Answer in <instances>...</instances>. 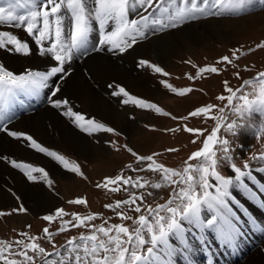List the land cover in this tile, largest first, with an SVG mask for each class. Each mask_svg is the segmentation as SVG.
I'll return each instance as SVG.
<instances>
[{
	"label": "snow or ice",
	"instance_id": "obj_1",
	"mask_svg": "<svg viewBox=\"0 0 264 264\" xmlns=\"http://www.w3.org/2000/svg\"><path fill=\"white\" fill-rule=\"evenodd\" d=\"M258 7L264 8V0H2L0 25L20 29L31 40H23L12 31L0 30V49L30 55V43H34L37 51L51 61V66L46 71L26 69L24 74H16L0 65V133L26 142L28 148L50 157L64 170L87 179L77 162L43 146L32 135L10 128L16 118L17 106L23 103L20 96L39 97L43 92L51 108L59 110L61 115L69 118L79 131L89 137L97 133L120 136L121 133L115 128L73 111L69 100L62 98V85L70 76V62L74 57L85 58L91 52H100L105 48L108 52L123 54L138 43L148 40L150 36L181 29L186 24L199 20L241 18ZM93 32L98 33L95 44L90 40ZM256 49H264V41L257 44L256 48H249L248 52ZM246 54L240 49H234L231 58L226 55L216 62L217 65L224 64V68L216 65L198 67L196 74L188 75V79H200L205 73L219 75L227 70V66L236 69L239 67L236 62ZM139 66L163 76L169 75L162 67L148 60H140ZM233 74L242 79L239 71ZM161 83L179 97H185L194 91L191 87L177 88L166 81ZM223 84L228 95L221 94L216 99L226 101V104L200 106L179 118L153 102L130 94L123 86L116 85L111 95L121 97L120 103L123 105L131 104L165 117L171 116L173 120L188 121L190 118L203 117L205 120L215 121V126L203 139L202 147L188 157L185 166L179 171L157 162L154 157L159 153L139 155L127 145L117 146L116 141H105L116 151L126 149L135 158L138 167L128 164L127 169L160 176L159 182H152L144 176H125L121 172L114 177L106 176L95 185L98 189L112 193L129 192L127 199L117 200L115 204H106L105 207L115 212L122 221H132V227L123 223L106 227L107 221L97 226L91 222L99 214L81 215L57 208L53 214L42 217L50 224L60 222L56 233L50 232L48 227L43 229L45 238L52 243L53 249L57 247L53 243L55 234L64 233L71 228L88 229V233L82 232L78 238H69L61 246L62 251H47L37 242L38 237L30 236L27 232H20L21 239L14 241L0 239V264H176V258L181 255L187 264H191L187 234L193 228L202 233L211 230L226 244H231L237 238L232 206L234 201L239 202L234 189H242L251 197H256L264 196V188L254 190L250 187L254 177L247 171L249 164L245 161L238 167L232 162L229 140L219 133L225 128L227 132L234 134L239 126L238 121L255 114L264 115V71L258 72L254 78L243 80L242 85L236 89L230 87L227 80ZM226 109L234 117L230 122ZM181 129L200 136L207 131L188 127L186 123L180 128L167 131ZM258 138H264V128H261ZM192 142L195 143V139ZM166 151L176 152L178 149L169 148ZM259 158L264 159V153ZM9 163L13 168L19 169L28 181L43 180L51 187L53 182L43 167L14 159ZM221 165L230 167L234 175H223L219 170ZM166 186L172 188L166 203L155 206L147 203L146 196L153 195L147 189ZM131 189L145 191L137 194ZM68 203L87 205V200L76 198ZM203 208H207L209 214L202 218ZM27 211L21 205L10 212L0 211V217ZM129 211L139 215H128ZM66 216L71 218L65 219ZM201 242L206 243L203 239Z\"/></svg>",
	"mask_w": 264,
	"mask_h": 264
},
{
	"label": "rangeland",
	"instance_id": "obj_2",
	"mask_svg": "<svg viewBox=\"0 0 264 264\" xmlns=\"http://www.w3.org/2000/svg\"><path fill=\"white\" fill-rule=\"evenodd\" d=\"M0 3H2V0H0ZM263 11L264 8L258 7L255 11L239 18L241 19L242 24L236 28L229 27L222 37L215 35L214 32L216 31L210 32L207 28H205L207 20H211L207 19L186 24H194L199 29L201 38H203L202 41L188 40L187 37H183V39L180 40V44L175 45L171 39L173 38L174 34H179V30H181V28L168 31L161 35L150 36L148 40L138 43L134 46V48L129 49L123 54L118 52H108L106 48L105 51L102 50L101 52L109 54L113 59H116L122 66H125L136 76L139 77L140 75L145 74L147 77L146 82L148 83L149 88L155 91L150 93L145 90H138L128 87L127 85H122L130 94L157 104L164 111L171 113L172 116H176L178 118L183 117L190 111L200 106L207 104H218L223 106L226 104V101L221 102L216 99L218 95H228L224 89L223 81L227 80L229 82V86L233 89H236L242 85L243 80L254 78L258 72L264 71V49H256L253 52H248L249 48H256L257 44L264 41V19L253 17ZM212 20L218 19L212 18ZM0 30L12 31L18 36L22 33L20 29L10 28L5 25H0ZM22 34L24 35L25 33ZM161 37L171 43V46L173 47L172 50L168 52H162L161 54H159V51H157L159 54L158 56L153 54L150 48L148 50L145 49L144 46L147 42L152 40L151 44H158L157 41ZM97 39L98 33L93 32V34L90 36L91 42L95 44ZM234 49H240L241 51L247 53L246 55L241 56L239 61L236 62L239 65L238 68L233 69L231 66H227V70L223 71L219 75L205 73L200 79L194 81L188 79V75L194 76L196 74L198 67H203L205 65H216L217 67L224 68V64L217 65L216 62L219 61L221 57L226 55L231 58L232 51ZM85 58L83 59L80 57H74V60H72L70 63L69 69H71V64L75 60L80 62V65L81 61L83 60L84 65ZM142 59L159 65L164 69V71L168 72L169 75L163 76L162 74L154 73L145 67H140L139 61ZM0 65L6 67V65H4L1 60ZM193 65H196L197 67L194 68ZM84 66L87 68L86 65ZM66 67H68V65H66ZM81 68V70L84 71L85 68ZM245 68L249 70L246 71ZM7 69L13 71L16 74H24L25 72H17L10 68ZM28 70L46 71L42 68H33ZM236 71H239L240 77H242V79L237 78L233 74ZM161 81H166L173 87L177 88L191 87L194 89V91L185 97H179L166 89ZM109 85H111V83L105 85L102 84V88H104L105 91L104 95H108V98L124 112V121H127V124H125L126 126H117L111 121L109 122V120H104V118L102 119L101 117L92 113L91 110L86 109L82 104L70 102V106L75 112L82 113L88 118H94L97 121L103 122L108 126L115 128L121 133V135L115 136L108 133H97L94 136L89 137L87 134L80 131L86 136V138H89V140L94 142V144L102 147L106 152L100 157H95L96 159L93 157L90 158L87 155H82L78 151L76 152L74 149H67L66 147H61L60 145L58 146V144L50 145L41 142L43 146L57 151L59 154L64 155L68 160L77 162L81 166V169L87 179L64 170L58 162L52 160L50 157L48 158L53 163L50 168L44 167V164L41 162H38V164L37 162H33L28 158L17 159V161H25L30 164L32 163L34 166L43 167L49 173V178L53 182L51 187H49L48 184L43 180H37L35 182L28 181L23 173L18 169L28 184H33L37 187H40L44 191L46 190L55 197V201L50 208L41 212L35 211L27 202V200H25V196L22 195L20 191L8 188L7 190L12 195L13 199L7 203H0V211L10 212L13 208H18L21 205L27 208L28 211L26 213H14L6 217H0V239L14 241L21 239L19 236L20 232H27L30 236L38 237L39 239L37 242L40 243L41 246L45 247L47 251H62L61 246H63L69 238H78L82 232L87 234L88 229L71 228L69 231L64 233L55 234L53 236V243H55L57 247L56 249H53L52 243H49V241L45 238L43 229L48 227L50 232L56 233V230L60 226V222L56 221L50 224L49 222L44 221L42 217L44 215L53 214L57 208H64L68 213L76 212L81 215L93 213L99 214L98 218L91 222L97 226L103 224L104 221H107V224L105 225L106 227L109 225L123 223L131 228L132 221H122L116 216L115 212L105 207L106 204H115L117 200L127 199L129 197V192L119 191L112 193L104 189H98L95 187V185L98 182H101L104 177H114L115 175L121 174V172H123L125 176H144L152 182H159L160 176L156 173H137L127 169L126 165L128 164H132L134 168L138 167L135 158L129 152H127L126 149L121 148L119 151H116L105 141H116L117 146L127 145L139 155L147 156L152 155L153 153H159L160 155L154 157L157 162L164 164L168 168L179 171L185 166V161L188 160V157L193 152L202 147L203 139L215 126V121L211 119L205 120L203 117L190 118L188 121L179 119L173 120L171 116L165 117L156 114L151 110L137 108L131 104L123 105L120 103L121 97H115L111 95L112 89L115 87H109ZM64 90L65 89H62V97L64 96V98H67L68 96L65 94L66 90L65 92ZM245 90L250 91V89ZM46 91L47 90H45V92ZM20 100L23 101L21 105L22 108H20V112H18L16 118H19L25 114H29L34 111V109L41 108L46 104L49 105L48 99L43 92L39 97L36 98L21 95ZM56 111L61 115L59 110ZM226 112L228 113L230 122L234 117L232 116L231 112H228L227 109ZM65 118L75 129H77L75 125L71 123L69 118ZM185 123L188 127H192L194 129H207V131L203 136L187 133L182 129L175 132L167 131V129L180 128V126ZM238 125L239 126L235 129L234 134L229 133L225 128H222L219 135L229 140L232 162H234L238 167L242 166L245 161L249 164V169L247 171H250L254 177V179L250 182V187H253L254 190H260L264 188V159L259 158L260 154L264 153V138L258 137L260 136L261 128H264V115L255 114L246 120L238 121ZM132 127H136V131L132 130ZM145 135L150 136V138L145 140L143 138ZM194 139L196 141L195 143L192 142ZM169 148H176L178 151H166ZM217 155H220V153H217ZM253 156H256L257 158L253 159ZM106 157H108V160L112 158V161L109 164H107ZM1 160L4 161V159ZM191 163L195 164L196 161H191ZM55 168H58L61 170V172H58ZM219 170L225 176L234 175L231 168L227 167L226 165H221ZM34 175L39 174L34 173ZM2 186L5 188V185ZM147 190L153 192L152 196H146L147 203L152 204L153 206L156 204L166 203L172 193V188L167 186L160 189L149 188ZM230 190L233 189L230 188ZM130 191L137 192V194H139V192L145 190L131 189ZM234 191L237 193L236 200L239 202H233V218H235V216L238 214L242 216L241 220L236 218L234 219L235 223L237 222V238L231 243V245L226 244L220 237L214 236L215 234L211 235V238L213 237V239L210 238V240H213L214 244L216 245L214 248L217 249V251H213L215 250L213 249L210 252H206L205 254L204 250L202 249L203 244L201 243V240L203 234H209V230L202 233L200 230L193 228L191 233L187 234L190 244L188 257L191 261V264H193V262L195 263V261H199L200 264H209L211 261L209 260L210 254L213 256L212 259L217 258V260H219L217 261L218 264H224L223 259L225 257L220 252H222L223 249L224 251L228 250L229 247H233L235 250H238V248L241 247V253L245 251L244 257H237L233 261L234 263L238 264H254L248 260H250L249 256L252 254L251 252L256 249L257 246L259 248L262 246L260 251L264 252V203H262V201H264V196L258 195L256 197H251L242 189H234ZM76 198H85L87 200V205H73L68 203V201ZM251 200L253 202L255 201L258 205L255 203L252 204ZM261 204L263 205L261 206ZM253 207L256 208V212L254 211ZM206 211L209 210L207 208H203L201 214L203 215ZM235 211L237 212L235 213ZM249 213L251 215L254 214L255 217L251 218ZM128 215L137 216L139 214L129 211ZM245 217L249 218L250 222H248ZM70 218V216L65 217V219ZM239 221H241V225L239 224ZM256 222L257 224L254 225ZM238 226L240 227L238 228ZM242 229L244 230L242 231ZM246 237L250 238V241L252 239V242L250 243L251 246L244 250V247L241 245L243 238L246 239ZM176 264H187L183 255L176 258Z\"/></svg>",
	"mask_w": 264,
	"mask_h": 264
},
{
	"label": "bare ground",
	"instance_id": "obj_3",
	"mask_svg": "<svg viewBox=\"0 0 264 264\" xmlns=\"http://www.w3.org/2000/svg\"><path fill=\"white\" fill-rule=\"evenodd\" d=\"M253 17H256L258 19H264V11ZM241 24L242 22L239 18L222 20L211 19L207 20L205 28H207L210 32L216 31L214 32V34L219 35V37H222L225 31L229 29V27L236 28ZM179 31V34H174L173 38L171 39V41L175 45L180 44V40L183 39V37H187L188 40H203V38H201L199 29L194 24L185 25ZM22 33L24 32L22 31ZM22 33L21 35H19L21 39L29 41L31 40L30 37L25 34L23 35ZM151 42L152 40L147 42L144 47L146 50L150 48L151 52L158 56L162 52H168L173 48L171 46V43H169L162 37L157 41L158 44H151ZM30 47L32 48V52L30 55L17 54L15 52H7V50L0 49V60L4 65H6L7 68L13 69L17 72H23L26 69L33 68H42L47 70L51 66V61L48 59V57L42 56L37 51V46H35L34 43H30ZM157 51H159V54L157 53ZM79 63L80 62H77L76 60L73 61V63L71 64V69H69L70 76L62 85V89L66 90L65 94H67L68 96L67 99L71 103L75 102L78 104H82L86 109L91 110L92 113L96 114L102 119L104 118V120L106 119L109 120V122L111 121L117 126H124L125 124H127V121H124V112L120 109V107L115 105L108 98V95H104L105 91L104 88H102V84L105 85L111 83L113 87H115L116 85H127L128 87L135 88L138 90H145L150 93L155 92L153 89L151 90V88H149L148 83L146 82L147 77L145 74L140 75L139 77L136 76L135 74L131 73L125 66H122L116 59H113L109 54L102 53L101 51L91 52L89 56L85 58L84 61V65H86L87 68L83 65V60L81 61V65ZM81 67L85 68V72L81 70ZM113 90L114 88L112 89V91ZM62 98H64V96ZM20 108H22V106L18 105L16 108V115L18 114V112H20ZM10 128L12 130L22 131L32 135L33 138H35L39 143L44 142L50 145L58 144V146L60 145L61 147H66L67 149H74L76 150V152L78 151L82 155H87L90 158L100 157L106 153L102 147H99L98 145L94 144V142L89 140V138H86L84 134L75 129L65 117L61 116L55 109L51 108L48 104L42 106L41 108L34 109V111L29 114H25L20 116L19 118H15L12 124L10 125ZM132 130L136 131V127H132ZM143 138L145 140H148L150 136L145 135L143 136ZM26 145L27 144L24 141H17L11 137H8L5 133H0V157L7 158L4 159V161L0 159V203H7L13 199L12 195L7 190L8 188H10L20 191V193L25 196V200H27L31 207L35 211L41 212L45 209L50 208L51 205H53L55 197L52 196L46 190L44 191L40 187H37L33 184H28L26 180H24V176L22 177V173L18 169H14L9 164V161L13 159L17 160L28 158L31 159L33 162L43 163L44 167L46 168H50L53 163L48 157L35 152L33 149L28 148ZM106 158L107 164H109L112 161V158L109 160L108 157ZM55 169H57L58 172H61V170H59L58 168ZM2 185H5V188ZM251 203L257 204L255 201L253 202L252 200ZM254 211L256 212V208H254ZM208 214L209 211H206L203 215L201 214V216L203 218V216ZM240 217L242 218V216ZM243 230L244 229H242V231ZM208 232L209 234H203L202 238L204 239V241L208 240L205 244L207 247H209V249H215V244L212 243L213 241H210L209 243V239L211 238V235L214 234V236H219L210 230ZM244 241L246 242L245 239ZM245 245L246 244H244V247ZM206 246L202 248L205 254V250H207ZM260 248H262V246ZM260 248L257 246L256 249L251 252L252 254L249 256L250 260L248 261H251L254 264H264V252L260 251ZM244 252H242V254H239L238 257H244ZM223 263L238 264L234 263L233 260L231 262L224 260ZM193 264L200 263L199 261H195V263L193 262ZM209 264L218 263H216V261H210Z\"/></svg>",
	"mask_w": 264,
	"mask_h": 264
}]
</instances>
